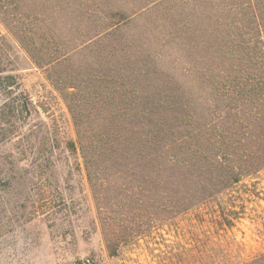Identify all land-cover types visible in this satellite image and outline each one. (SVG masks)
<instances>
[{"label": "rangeland", "instance_id": "obj_1", "mask_svg": "<svg viewBox=\"0 0 264 264\" xmlns=\"http://www.w3.org/2000/svg\"><path fill=\"white\" fill-rule=\"evenodd\" d=\"M241 1L0 0L17 25L0 17V67L17 84L0 94V264H237L264 253V169L202 212H147L125 193L95 199L80 145H67L111 130L109 107L136 101L132 88L195 99L221 58L259 52L256 31L239 32L227 13ZM218 200L237 210L231 225L212 210Z\"/></svg>", "mask_w": 264, "mask_h": 264}, {"label": "trees", "instance_id": "obj_2", "mask_svg": "<svg viewBox=\"0 0 264 264\" xmlns=\"http://www.w3.org/2000/svg\"><path fill=\"white\" fill-rule=\"evenodd\" d=\"M227 13L239 32L256 31L253 46L259 52L239 51L221 58L224 63L213 67L212 79L201 74L195 99L183 95L186 100L181 102L148 100L140 97L142 90L132 88L136 101L109 107L111 130L88 137L78 132L80 140L67 142L71 152L80 145L95 199L102 201L111 194L118 199L125 193L132 204L145 203L147 212H202L244 177L264 169V0L232 2ZM1 15L9 29L17 26L7 23V14ZM246 46L251 47L248 41ZM31 57L42 67L41 60ZM3 71L0 67V94L17 86L16 77ZM12 99L30 112L24 91ZM69 108L79 124L82 109L75 98ZM110 169L114 172H105ZM212 210L227 225L238 214L219 200ZM111 249L116 252L115 245ZM237 264H264V253Z\"/></svg>", "mask_w": 264, "mask_h": 264}]
</instances>
